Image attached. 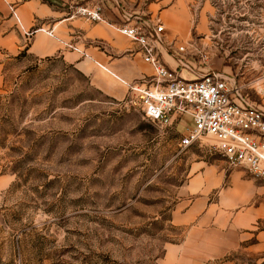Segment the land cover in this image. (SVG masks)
<instances>
[{
    "label": "rangeland",
    "instance_id": "rangeland-1",
    "mask_svg": "<svg viewBox=\"0 0 264 264\" xmlns=\"http://www.w3.org/2000/svg\"><path fill=\"white\" fill-rule=\"evenodd\" d=\"M226 2V14L214 8L216 17L209 15L219 30L264 19V0L256 1L263 14L253 16L244 15L247 0ZM215 28L212 46L198 43L208 60L210 47L227 49ZM255 49L264 65V44ZM256 81L264 99V77ZM129 97L105 95L61 59L0 58V180H9L0 186V264H162L167 248L192 230L209 238L228 232L226 219L217 222L220 207L179 223L193 202H234L237 185L253 194L241 209L264 210V181L229 164L214 140L180 145L189 116L159 126ZM210 170L212 189L196 191L195 176ZM248 233L221 260L264 264V215Z\"/></svg>",
    "mask_w": 264,
    "mask_h": 264
},
{
    "label": "crops",
    "instance_id": "crops-1",
    "mask_svg": "<svg viewBox=\"0 0 264 264\" xmlns=\"http://www.w3.org/2000/svg\"><path fill=\"white\" fill-rule=\"evenodd\" d=\"M249 1L243 5V11H246L244 15L263 14L262 7L256 3L260 0H251V5L247 4ZM98 3L104 5L103 16L106 22L72 16L76 6H93ZM196 3L197 0H0V58L25 53L26 58L32 62L53 57L61 59L87 75L96 89L114 99L122 100L129 94L127 83L150 78L154 70L144 60L140 45L120 33L117 27L124 24L126 13H150L151 16L160 15L165 24V43L161 48V58L166 65L176 69L179 58H184L195 69H183L182 75L186 78H196L211 71L220 72L243 86L250 100L264 109L261 91L251 85L253 80L264 77V74L259 75L261 66L258 69L259 64L263 65V59L258 56L259 52L254 51L261 45L258 20L247 25H227L219 32L218 26L215 28L209 22V15L216 17L217 13L208 1L199 11L198 23H194ZM155 10L159 12L156 14ZM41 27L53 29L55 37L39 30ZM214 28L215 32H219L222 46H227V49L224 54H218L210 47V59L204 62L199 57H194L190 43L196 39L198 43L212 46L210 38ZM241 29H249L255 35L252 34L250 38H234L233 32ZM59 39L75 44L88 56L67 48ZM181 45L187 46L186 52H179L178 47ZM211 175L210 170L204 174L205 179L202 175L195 176L192 185L196 191L204 189L206 192L212 189L208 182ZM8 181L3 178L0 186ZM253 182L251 180L250 184L245 183L244 186L250 187ZM230 190L234 202H193L179 220L181 224L191 222L202 208H206L208 212H216L220 207L225 211L217 217V222L226 219L228 232L224 235L216 233L214 238H209L192 230L182 243L171 244L167 248L162 264H236L233 259H221L253 235L248 233L249 227L264 215V210L256 207L244 211L241 208L249 203L247 200L253 194L247 196L237 185ZM261 235V232L257 233L258 237ZM218 260L220 261L217 262Z\"/></svg>",
    "mask_w": 264,
    "mask_h": 264
},
{
    "label": "built area",
    "instance_id": "built-area-1",
    "mask_svg": "<svg viewBox=\"0 0 264 264\" xmlns=\"http://www.w3.org/2000/svg\"><path fill=\"white\" fill-rule=\"evenodd\" d=\"M206 1L217 8V12L222 10L226 14L227 0H197L193 12L195 24L198 23L199 11ZM103 9L102 3L79 5L75 7L72 16L106 22ZM13 13L17 17L14 9ZM124 17V24L118 26L117 30L140 45L144 60L154 70L150 78L127 83L130 94L127 102L136 105L145 118L159 126L180 123L184 116H189L192 126L181 137L180 145L183 148L211 138L229 164L243 167L254 178L264 181V109L250 100L243 86L220 72L211 71L196 78H186L182 70L195 69L184 58H179L176 69L166 65L161 58L166 28L160 15L126 13ZM258 26L261 32L259 41L264 44L262 17ZM39 30L55 37L53 29L41 27ZM63 43L67 48L88 56L75 44ZM187 49L186 45L178 47L179 52H186ZM190 50L192 54L199 55L200 60H208L207 54L199 49L197 41L190 43Z\"/></svg>",
    "mask_w": 264,
    "mask_h": 264
}]
</instances>
